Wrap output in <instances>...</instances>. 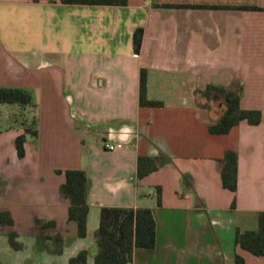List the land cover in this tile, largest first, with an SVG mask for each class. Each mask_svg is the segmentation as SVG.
Wrapping results in <instances>:
<instances>
[{"label": "crops", "instance_id": "crops-1", "mask_svg": "<svg viewBox=\"0 0 264 264\" xmlns=\"http://www.w3.org/2000/svg\"><path fill=\"white\" fill-rule=\"evenodd\" d=\"M138 27L145 29L140 53L133 45ZM142 68L148 99L162 106L141 105ZM209 83L238 87L242 108L260 110L262 121L210 133L224 105L203 94ZM0 86L26 89L33 101L0 103V212L14 221L0 222L9 244L0 250L10 257L0 253V264H22L32 249L53 255L32 264H58L70 251L69 264L82 249L93 264L103 206L152 209L156 246L136 248L132 264H235L236 253L245 264H264V256L235 243L236 230L257 228L264 211V0H0ZM24 133L20 157L16 139ZM227 149L238 153L235 191L221 180ZM141 155L166 162L140 179ZM71 168L88 177L85 237H77V226L65 232L69 200L59 188ZM10 232L22 249L10 245ZM58 232L61 254L54 252ZM40 236L50 245L39 244Z\"/></svg>", "mask_w": 264, "mask_h": 264}, {"label": "trees", "instance_id": "trees-1", "mask_svg": "<svg viewBox=\"0 0 264 264\" xmlns=\"http://www.w3.org/2000/svg\"><path fill=\"white\" fill-rule=\"evenodd\" d=\"M68 4H100V5H126L128 0H61ZM166 7H207L197 4H164ZM209 7L231 6L210 5ZM248 8L247 6H240ZM145 29L138 27L133 33L134 50L140 53ZM203 94L209 99L220 98L224 108L219 118L209 124L208 130L212 134H226L231 128L243 120L251 124H259L262 121V112L257 109L242 108L240 91L238 87L209 83ZM140 102L144 106H162L160 100H150L147 97V70H141ZM0 103H16L20 106L33 105L31 94L28 90L18 87L0 86ZM26 133L37 135V130L26 128ZM26 133L16 139L17 153L20 157L25 154ZM165 159L160 156L141 155L138 157V177L141 179L161 165ZM65 181L60 185L59 192L69 200L68 221H74L77 226V237H85L88 231V177L84 169H66ZM222 185L232 191L237 188L238 180V153L227 149L221 168ZM158 202H161V188L157 190ZM0 222L12 225L13 218L8 211L0 212ZM39 224L43 228H55V221H44ZM96 252L93 264H132L136 248L151 249L157 242V223L150 207H126L103 206L100 210L99 226L94 232ZM54 252L61 254L64 250V236L55 233ZM10 245L16 249H22L23 243L18 240L16 232L8 234ZM235 243L241 248L257 256H264V211L258 216V225L255 229L236 230ZM89 251L82 249L69 258V264H90L88 262ZM235 264H245L242 255L236 253ZM42 264V263H38Z\"/></svg>", "mask_w": 264, "mask_h": 264}, {"label": "rangeland", "instance_id": "rangeland-1", "mask_svg": "<svg viewBox=\"0 0 264 264\" xmlns=\"http://www.w3.org/2000/svg\"><path fill=\"white\" fill-rule=\"evenodd\" d=\"M75 226H76V224H75L74 221H69V223L66 226L65 232L68 233V234H74L76 232V227ZM230 236L229 235L223 236V239H224L223 241L226 242V244L230 243ZM23 239H24L23 241H27V240H29V236H26V237L23 236ZM3 242H4V247L9 245L7 239H4V241H3V239L0 238V246H2V247H3ZM38 243L39 244L40 243H42V244L46 243V245H50L49 240H38ZM8 248H9V250H11V252H15L12 248H10V247H8ZM32 251H33V249H32ZM32 251L30 253H28V254L27 253L23 254L22 264H32L33 263V261H32L33 259L34 260H39V262H42L43 260H45L47 258H51L52 259V256H53V255L52 256L48 255V253H46L47 257L45 256V258H43V257L39 256V254L33 253ZM69 252L70 251H68V252L66 251V252L63 253V255L61 254V255H59L57 257L58 264H63L62 262H65V263L68 264V262H67L68 261L67 260V254ZM0 253L2 255H4L5 259L8 261V259L10 258L9 254H6L4 251H1V250H0Z\"/></svg>", "mask_w": 264, "mask_h": 264}, {"label": "built area", "instance_id": "built-area-1", "mask_svg": "<svg viewBox=\"0 0 264 264\" xmlns=\"http://www.w3.org/2000/svg\"><path fill=\"white\" fill-rule=\"evenodd\" d=\"M107 147H108L109 149H114V148H115V145H114V144H107Z\"/></svg>", "mask_w": 264, "mask_h": 264}, {"label": "flooded vegetation", "instance_id": "flooded-vegetation-1", "mask_svg": "<svg viewBox=\"0 0 264 264\" xmlns=\"http://www.w3.org/2000/svg\"><path fill=\"white\" fill-rule=\"evenodd\" d=\"M38 240H44V238L40 236V238Z\"/></svg>", "mask_w": 264, "mask_h": 264}]
</instances>
